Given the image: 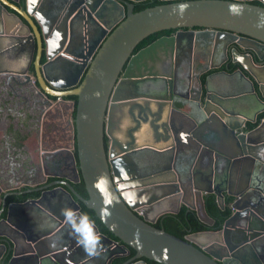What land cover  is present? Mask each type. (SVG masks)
Listing matches in <instances>:
<instances>
[{
  "label": "water",
  "instance_id": "95a60500",
  "mask_svg": "<svg viewBox=\"0 0 264 264\" xmlns=\"http://www.w3.org/2000/svg\"><path fill=\"white\" fill-rule=\"evenodd\" d=\"M258 1L174 0L135 11L131 0H92L89 8L85 6L87 18L78 13L69 23L70 35L65 30L64 51L55 56L58 48L46 36L49 61L43 68L58 63L63 73L61 80H53V89L41 68L43 38L32 17L41 0H27L26 7L0 0L7 29L17 33V40L5 44L9 33L0 31V58L15 41L29 40L32 59L37 41V75L43 89L55 96L78 97L74 119L78 159L73 147L68 149V167L75 176L55 174L60 179L45 186L49 189L25 200L8 204L10 193L20 194L4 195L0 215L6 209V216L0 224L9 230L0 232V264H112L115 257L129 255L130 247L136 255L125 264H149L147 259L162 264H250L248 260L260 264L258 253L246 248L255 246L256 238L232 240L242 215H253L264 224V180L258 173L264 159L259 153L264 144V0ZM75 9L63 18L62 25L67 27ZM87 24V36H79L74 29ZM31 28L36 39L30 35ZM168 29L180 30L134 53L145 38ZM201 42L214 46L215 55L232 43L252 49L262 64L252 61L250 67L243 63L249 76L237 70L250 88L243 89L237 80H214V74L202 77L210 69L206 67L187 77L192 82L191 95L176 90L172 85L175 75L166 71L164 58L175 54L177 70L180 54L186 51L184 43ZM21 73L28 75V68ZM224 73L233 75L228 70ZM260 113L263 118L251 127L249 122L256 123ZM151 151L156 154L155 163L143 165V155ZM39 159L12 165L10 169L20 176L19 184L22 177L41 167ZM184 160L191 162L186 174L179 169ZM243 165L247 171L234 187ZM81 180L88 197L75 188ZM209 193L216 194L222 209L226 193L233 196L232 213L223 228L181 238L154 225L161 216L178 213L182 203L213 225L215 219L203 198ZM50 195L58 198L57 205L49 204ZM198 195L201 205L193 201ZM83 205L94 209L119 240L101 232L83 212ZM67 210L73 211L77 223L86 215L94 224L100 238L95 255L79 243V235L64 214ZM246 230L264 235V230L251 224Z\"/></svg>",
  "mask_w": 264,
  "mask_h": 264
},
{
  "label": "flooded vegetation",
  "instance_id": "af4514ba",
  "mask_svg": "<svg viewBox=\"0 0 264 264\" xmlns=\"http://www.w3.org/2000/svg\"><path fill=\"white\" fill-rule=\"evenodd\" d=\"M11 1L15 4H18L20 7H26L27 5V0ZM91 1L92 0H41V3L38 6L39 10H37L32 15V17L38 24V28L43 38L42 55L40 58L41 68L43 70H46V72L48 73L51 80L48 82V84L53 89H56V87L52 83L53 80H61V78H63V73L61 72V69L58 68V63H53L49 66L47 65L45 69L43 68V66L46 65L49 61L48 43L46 42V36L52 38V40L54 41V47L58 48V50H56L57 52L55 56L61 53V51H64L66 43L63 41L65 38V30H68V35H70L72 28L70 26L71 24L69 23L72 18L78 13L80 17H82L83 14L87 18L88 11H86L85 6L89 8L88 5ZM131 1L135 3L136 9V5L138 3L156 0ZM157 1L166 3L174 0ZM252 1L254 3L260 4L258 0ZM72 8H76V11H74L71 17L68 19V25L67 27H65L61 23H63V18L68 15V12L73 11ZM8 9L10 12H15V10L11 7H8ZM22 18L25 22H27V20L24 19L23 16ZM4 19L5 17L3 15V9L0 8V31H3V34L9 33V36L5 37L3 40L5 41V44H8L10 42H13L14 40H17L14 35L17 33L12 34V29H7L6 23H4ZM85 21L86 19L84 18V22ZM75 24H77V22H75ZM88 27L89 24H87V26L84 25L83 28L76 27L74 30H76L78 34L81 33L79 36H82L84 34L86 35ZM15 29L21 31L20 26H16ZM187 29L190 28H184V30ZM198 29L201 28H192V30L196 31H198ZM179 30L180 29H175L169 34H163L154 41L167 35L169 36L172 34H176ZM30 35H32L36 39V33L33 28H31ZM24 36L28 38L29 35L25 33ZM15 42L16 43L12 45L13 47L11 46L12 48H7V52L5 53L6 55L3 58H0V130L3 131V134L0 136V148L2 147V149L0 150V188L2 189V191H4V195L8 192H19L20 194L15 195L10 193L6 198L8 204L14 201H8V198L12 197V195L16 196L15 200H25L30 197L41 195L42 191L50 188H45L46 185L60 179V177L55 176V174L71 175L74 177L75 175L72 173L71 167H68V165L71 163L68 149L73 147V151L76 154L74 127V119L76 115V100L71 97L72 95H52L51 93L46 92L41 86L37 75L36 65L37 55L39 51L37 41L34 56L32 59L30 58L32 42L29 40L23 41L22 43L18 41ZM184 45L186 51L183 54H180L181 65L177 70L176 60L178 59L175 54L171 58H164V63L166 64V71H172V73H174L175 75L172 83L173 87L176 90L183 93H188L189 95L193 93V90L192 82L190 81V79H188L187 81V77H191L193 75L195 76L196 73L205 70L206 67H209L210 69L205 71L202 74V77L214 74V80H224V78H222L225 75L224 71L228 70L229 72L233 73V75L230 76V82L237 80L242 84V88L247 90L250 88V85L248 81H246V79H244L237 70L241 68L249 76L250 72L243 67V63H245L247 66L249 65L250 67L253 66L252 61L256 64H262V61L259 60L252 49L236 45L235 43L228 44L226 49H221L216 55L214 54L215 47L210 46L206 42H201L198 45H195L193 43L191 45H189L188 43H184ZM235 48H237L239 52H235ZM86 49L87 46H85V51ZM140 49L134 51V53H137ZM78 50H82V47L80 46ZM165 51L167 50L165 49ZM250 55H254L252 57L253 60L250 59ZM240 59L244 62L238 61ZM57 61L58 60H55V62ZM218 64H221V66H217ZM233 65H237L238 67L233 69ZM26 68H28V75H23L21 71ZM86 71L87 69L84 71L83 76ZM194 84L196 88H198V83L195 80ZM262 118L263 113L258 114L256 123L250 121V126H256ZM253 124L254 126H252ZM163 143L164 141L162 142V144ZM31 147L34 148L31 149ZM41 147H43L45 151H41ZM27 153L29 158L33 159L34 157L36 159L39 156L40 159L38 161L39 163H41V167L39 169L37 168V171L35 173H32L25 178L22 177L21 184H19L18 179H20V176L17 177L13 173V170H11L10 168H12V165L14 166V164L16 163V161L14 160L15 156ZM42 153L45 154L43 155ZM151 153L146 152L143 156L147 158L156 156V154L152 155ZM187 161L188 160H184L179 165V169L185 174L187 173L186 171L191 165V162H189L190 160L188 162ZM47 174L53 175L49 176ZM78 183L79 182L74 184L76 189V185ZM52 188H57V194L63 197V193L58 192L60 189H58L57 185H53ZM77 190L79 193H81L79 189ZM206 195L208 194H205L203 198H205ZM227 198H231L233 201V196L226 193L225 207ZM193 199V201H195L197 205H201V197L199 195L195 196V198ZM57 201V197H53L51 195L48 197V202L51 206L57 205ZM232 201L230 203V206L232 204ZM184 205L187 206L186 204L182 203L180 210ZM207 224L210 225L209 223ZM224 224L225 222L223 223L222 228L224 227ZM250 224L253 226V228L259 229L258 231L264 230V224L261 222V220L250 214L242 215L240 218H238L232 235V240L235 243H239L240 241H247L248 237L256 238L257 241L255 246L252 247L251 244H249L248 247H246L247 245L245 247L250 251L252 250V252L258 253V257H260L258 259L259 263L264 264V248H262L260 245V240L263 234H259L257 230L251 232L247 231L246 229ZM8 230L9 227L7 225H0V232ZM259 237L260 240L258 239ZM129 255H131V253ZM135 255L136 253L121 264H125ZM118 257L125 256H117L113 259V262ZM235 264L239 263L236 261Z\"/></svg>",
  "mask_w": 264,
  "mask_h": 264
},
{
  "label": "trees",
  "instance_id": "16d2710c",
  "mask_svg": "<svg viewBox=\"0 0 264 264\" xmlns=\"http://www.w3.org/2000/svg\"><path fill=\"white\" fill-rule=\"evenodd\" d=\"M16 1V0H15ZM18 1V0H17ZM164 3L162 1H147V2H142L138 3L136 5L135 11H139L142 9H145L146 7L154 6L157 4ZM175 29H168V30H163L156 32L147 38H145L135 49L137 51L140 48H143L144 46L150 44L153 42L155 39L160 37L163 34H169ZM237 65H233V69L237 68ZM72 98L76 100L78 97L76 95H72ZM75 114H76V109H75ZM254 126V124L252 125ZM106 145L108 146V138L106 137ZM76 155H77V150H76ZM78 157V156H77ZM77 189L83 194V196L88 197V192L85 187V183L83 180H81L77 185ZM36 194V193H35ZM3 197H4V191L0 188V211L3 207ZM16 196L12 195V197L8 198V201L10 200H15ZM205 201V207L208 212V214L215 219L214 225H208L205 223L198 215V212L194 209H190L187 206H182L180 212L178 213H168L163 216H161L158 221L154 224L158 228H164L166 231L179 236L181 238H185L187 234H190L192 232H197V231H203V230H218L221 229L223 226V223L226 221V219L231 215L232 209L230 206V203L232 201L231 198L226 199V207L225 209H222L217 196L215 194H208L204 198ZM83 212L90 217L100 228L101 232L109 235L110 237L119 240L118 237H116L102 222V220L97 216L96 212L94 209H90L83 205ZM6 216V209L2 214L0 215V219L2 217ZM131 249V255L125 256V257H118L114 260L113 264H121L123 263L126 259L130 258L132 255L136 253V250L132 247ZM149 264H162L160 262L154 261V260H149L147 259Z\"/></svg>",
  "mask_w": 264,
  "mask_h": 264
},
{
  "label": "clouds",
  "instance_id": "9594fccd",
  "mask_svg": "<svg viewBox=\"0 0 264 264\" xmlns=\"http://www.w3.org/2000/svg\"><path fill=\"white\" fill-rule=\"evenodd\" d=\"M67 221L72 225L75 232L79 235V243L82 244L85 250L90 255H95L100 243V238L95 234L94 224L85 215L79 218L77 223L76 217L73 211H65Z\"/></svg>",
  "mask_w": 264,
  "mask_h": 264
},
{
  "label": "crops",
  "instance_id": "0c3cea01",
  "mask_svg": "<svg viewBox=\"0 0 264 264\" xmlns=\"http://www.w3.org/2000/svg\"><path fill=\"white\" fill-rule=\"evenodd\" d=\"M222 78H224V80H229L230 79V76H226L224 75ZM221 81V79H219ZM126 121V120H125ZM146 153V152H145ZM151 153V152H150ZM259 153L261 154V156L264 158V144L263 146L261 147V149L259 150ZM152 155L155 154L154 152L151 153ZM150 154V155H151ZM145 155V154H144ZM37 156V155H36ZM33 159V158H32ZM144 160L141 161V163L143 165H149L151 167L150 164H154L155 163V156H151L150 158L148 157H143ZM35 160V157L34 159ZM260 170H259V175L261 176V180H264V159L263 160H260ZM246 168L244 165L240 168V170L238 171L239 173L237 174L236 176V182H235V185L234 186H238V179L239 178H242L244 176V173H246ZM200 170H202V167H200ZM261 173V174H260ZM2 225V224H0ZM260 245L262 248H264V235L261 237V240H260ZM250 264H254V261H251V260H248Z\"/></svg>",
  "mask_w": 264,
  "mask_h": 264
},
{
  "label": "rangeland",
  "instance_id": "374dc122",
  "mask_svg": "<svg viewBox=\"0 0 264 264\" xmlns=\"http://www.w3.org/2000/svg\"><path fill=\"white\" fill-rule=\"evenodd\" d=\"M3 134V131L0 130V136ZM35 146V145H34ZM34 147H31V149H33ZM2 149V147L0 148V150ZM14 160L17 163H26L29 162L30 158H28V153L27 154H20L18 156L14 157ZM18 184V183H17Z\"/></svg>",
  "mask_w": 264,
  "mask_h": 264
}]
</instances>
